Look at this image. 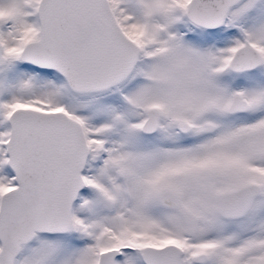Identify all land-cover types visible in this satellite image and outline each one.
Instances as JSON below:
<instances>
[{"label": "snow or ice", "instance_id": "1", "mask_svg": "<svg viewBox=\"0 0 264 264\" xmlns=\"http://www.w3.org/2000/svg\"><path fill=\"white\" fill-rule=\"evenodd\" d=\"M0 264H264V0H0Z\"/></svg>", "mask_w": 264, "mask_h": 264}]
</instances>
